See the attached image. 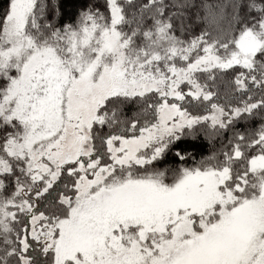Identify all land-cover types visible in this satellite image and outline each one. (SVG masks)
I'll list each match as a JSON object with an SVG mask.
<instances>
[{"label":"snow or ice","instance_id":"6c2138e0","mask_svg":"<svg viewBox=\"0 0 264 264\" xmlns=\"http://www.w3.org/2000/svg\"><path fill=\"white\" fill-rule=\"evenodd\" d=\"M64 2L0 9V264H264V0Z\"/></svg>","mask_w":264,"mask_h":264},{"label":"trees","instance_id":"16d2710c","mask_svg":"<svg viewBox=\"0 0 264 264\" xmlns=\"http://www.w3.org/2000/svg\"><path fill=\"white\" fill-rule=\"evenodd\" d=\"M49 2H52V0H49ZM86 2V0H65L64 2V8L65 11L67 12L69 4L72 5L73 10L75 9V7L80 4V3H84ZM6 3V0H0V9L3 8L4 4ZM218 146V145H217ZM211 148V145L208 144L207 141H202L201 143H199L196 146V151L198 152H203L204 154H208L209 149Z\"/></svg>","mask_w":264,"mask_h":264}]
</instances>
